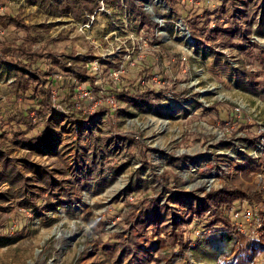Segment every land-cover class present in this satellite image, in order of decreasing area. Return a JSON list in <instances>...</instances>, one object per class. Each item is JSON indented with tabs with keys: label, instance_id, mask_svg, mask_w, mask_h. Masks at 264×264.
<instances>
[{
	"label": "rangeland",
	"instance_id": "374dc122",
	"mask_svg": "<svg viewBox=\"0 0 264 264\" xmlns=\"http://www.w3.org/2000/svg\"><path fill=\"white\" fill-rule=\"evenodd\" d=\"M136 3L159 24L158 27H144L139 31L137 24L125 13L116 11L118 13L113 14L115 8L98 9L84 26L69 16L57 15L40 0H0V14H16L32 26L22 29L8 25L6 18L0 21V42L4 40L20 46L8 54L11 60L36 62L37 55L46 51L81 54L84 58L92 54L102 58L118 56L121 64L110 70L120 66L125 70L114 79L99 65L96 83L103 90L98 93L91 90L82 98L77 91L76 108L83 107V112L90 113L103 104L99 100L111 94L107 90L111 80L117 83L116 86L128 89L139 82L132 88L133 92L142 89L148 81L159 93L158 99L143 110L130 106L127 113L120 115V108L109 106L110 114H114L111 118L104 113L88 121L72 122L63 115L69 108L63 100L64 91L60 95L53 91L52 98L60 112L51 114L52 120L47 121L48 114L41 117L29 114L33 121L41 123L38 130H46L51 125L54 148L58 143L63 145L59 154L49 150L42 154L34 152L33 160L48 167L56 178L73 183L74 189L70 190H73L75 200L58 204L53 210H44L45 216L16 220L12 217L17 198L6 183L2 184L0 191L8 196L3 204L10 206V210H0V264H131L129 254L119 261L117 255L110 252L112 242L118 240L115 236L125 233L130 226L127 221L131 220L133 205L129 203L136 199L128 197L124 201L120 196L117 204L113 199L134 177L143 155L150 162V168H143L140 175L148 179L149 187L140 193L144 196L158 192L162 182L202 196L226 182L251 191L257 181L264 178V67L257 59L256 49L244 56L238 46H219L216 50L222 54L214 55L207 45L188 40L180 27L182 23L187 28L185 21L195 14V10L200 12L205 7L213 10L219 7L221 0L175 1L178 18L174 14L166 15L167 8L161 1L136 0ZM226 8L232 11L227 5ZM261 15L264 16V5ZM112 22H116L115 28L109 27ZM41 24L50 26L42 27ZM252 38L264 50V27ZM241 61L242 68L255 74L262 89L252 90L249 78L243 76L238 66ZM146 62L152 70L144 78L140 70ZM45 67L53 73L58 70L50 63ZM13 76L9 66L0 64V117L19 114L10 84ZM83 100L87 102L86 106L81 105ZM117 104L122 109L126 106L120 101ZM217 104L221 112L234 115L231 123H222L220 118H226L225 114H216L212 108ZM244 124L248 127L241 129ZM260 131L263 135L258 141L246 139ZM120 137H126L129 145L121 143ZM5 144L7 152L15 158L22 157L26 151L8 140ZM97 151L102 173L97 179H86L88 182L82 186L76 181L79 176L76 166L81 164L80 158ZM249 157L259 158L263 163L260 170L245 175L241 171ZM86 162H89L88 158ZM83 172H88L86 166H83ZM151 172L156 174L155 179L151 178ZM65 187L70 188L69 185ZM169 204L179 215L181 204L173 200H169ZM5 220L14 228L22 227V232L7 233ZM169 222V218L162 220V224ZM202 224L203 220H198V241L177 256H173L175 249L169 242L159 248L164 232L148 233L145 239L148 245L145 241L141 245L157 256L158 261L151 264H222L231 257L230 245L236 237L221 227L209 232ZM261 256L258 254L257 259Z\"/></svg>",
	"mask_w": 264,
	"mask_h": 264
},
{
	"label": "trees",
	"instance_id": "16d2710c",
	"mask_svg": "<svg viewBox=\"0 0 264 264\" xmlns=\"http://www.w3.org/2000/svg\"><path fill=\"white\" fill-rule=\"evenodd\" d=\"M30 1L35 2L37 0ZM40 1L57 15H66L81 23H87L89 17L96 15L100 7V0ZM160 1L161 5L167 8L166 15L174 14L176 18L179 17L174 6L175 1L178 0H158V2ZM263 3L262 0H221L219 7L213 10L207 7L200 12L195 10V14L185 21V25L194 43L207 45L214 55L222 54L216 50L219 46L222 48L238 46L244 56L251 54L253 49H256L257 59L264 67V50L252 38L254 33H261L264 27V16L261 15ZM104 4L106 9L115 8L113 14H117L116 11L125 13L130 20L137 24L139 31L144 27L151 29L159 25L147 12L139 8L136 0H104ZM226 5L232 9L231 12L227 10ZM3 18H6L8 25L22 29L32 27L25 24L16 14H0V21ZM115 23H110L109 27L115 28ZM41 26L46 27L50 24H41ZM14 49H20V46L5 43L4 40L0 42V64L9 66L13 72L14 76L10 84L13 88L14 101L19 109L18 116L2 115L0 117V186L6 183L10 187L11 194L17 198L12 219L17 220L26 217L27 220H30L33 216H45L44 210L56 209L58 204L71 203L75 197L72 196L73 190H70L74 189L73 183L66 179L56 178L48 167L33 160L34 152L42 154L49 150L51 153L59 154L63 150V145L58 143L54 148L53 133L49 129L51 125H48V129L40 131L38 126L41 123L33 121L29 114L33 113L38 117L48 114L47 121L52 120L51 114L60 112L59 109L56 110L58 105L52 98L53 91L55 94L59 93L58 95L64 91L63 100L69 108L68 112L63 113V115L72 122L88 121L94 116L104 113L107 117H113L114 114H110L109 106L104 103L90 113L83 112V107L76 108V89L80 84H83L84 87L90 91L93 90L95 93L103 90L102 86L96 83L97 72H93L89 68L91 61L98 60L99 64L103 66V70L108 71L107 73H109L110 68L120 65L121 62L118 60V56L102 58L92 54L84 58L81 54L65 55L55 54L51 51L39 53L37 55L39 59L37 58L36 62L22 59L11 60L8 58V54ZM28 56H32V54L28 53ZM38 60H40L39 63H37ZM242 61L238 66L241 67L243 76L249 78L252 90L262 89L260 83L257 82L258 80H255V74L242 68ZM46 63L55 65L58 69L57 72L53 73L50 69H46ZM144 65L140 70V75L145 78V74L151 72L152 66L148 62ZM238 69L240 70V68ZM115 84L117 83L111 80L107 90L118 101L126 105L124 109L116 108H120L119 111L122 113L120 115L127 113V108L130 106L143 110L150 106L152 101L158 99L159 93L148 81L142 89L134 90V92L132 88L136 87L139 82L130 86L131 89L118 87ZM86 103L83 100L81 105L86 106ZM212 108L216 114L223 112L217 109L218 104ZM223 113L226 118L228 115V118H220L222 123L226 121L231 123L232 118H235L231 112L225 111ZM245 127L248 125H242L241 129ZM258 133L252 138L247 137L246 139L252 142L258 141L263 132ZM5 139L12 142L14 146L26 149L23 156L15 158L9 154ZM120 139L125 146L129 145V140L126 137H120ZM99 155L100 153L97 151L95 154L80 158L81 164L76 166V172L79 174L76 181H80L82 186L88 180L99 178V174L102 173ZM216 156L219 155L216 154ZM87 158L89 162H86ZM262 163L259 158L249 157L248 164L244 166L241 172L247 175L251 171L260 170ZM83 166L88 168V172H83ZM145 167L150 168V162L147 160V156L143 155L135 170L134 177L113 199V203L116 204L120 202V196L124 197V201L128 197H132V200L136 199L135 202L129 203L133 205L131 220L127 221L130 225L129 228L126 229L125 233L117 234L115 237L118 240L112 242L113 248L110 253L117 255L119 261L128 254L131 264H151L158 261L157 256L154 257L152 251L141 245L142 241L148 245L145 239L150 232L153 235L158 234L157 232H164L165 237L160 240L159 248L162 249L165 242H169L175 249L173 256L181 255L198 241L197 222L203 220L202 227L205 230L213 232L217 227H221L236 237V240L230 245L229 252L232 253V256L225 259L222 264H264V178H261L262 181H257L251 191L226 182L218 189H209L202 196L184 188L176 189L177 186L162 182L158 192L146 193L144 196L140 193L149 187L148 179L142 178L140 175L141 170ZM156 177V174L151 172V178L155 179ZM159 177L161 178L162 175L158 176L157 179ZM66 185H69L70 188L66 189ZM7 199L8 196L0 191V210H10V206L3 204ZM169 200L181 204L179 215L174 212V206L169 204ZM247 209L252 216L249 225L246 224L243 230H240L236 224L234 213H240ZM28 212L31 213L30 216L25 215ZM164 217L169 218V224H162ZM4 226L7 233L19 234L22 232V227L14 228L10 221L5 220ZM168 228L169 231H167ZM247 243L249 244L247 245ZM258 254L262 255L260 259H257ZM160 255L162 258L164 257L162 252ZM165 258L170 259L169 256H165Z\"/></svg>",
	"mask_w": 264,
	"mask_h": 264
},
{
	"label": "built area",
	"instance_id": "2783aa9c",
	"mask_svg": "<svg viewBox=\"0 0 264 264\" xmlns=\"http://www.w3.org/2000/svg\"><path fill=\"white\" fill-rule=\"evenodd\" d=\"M100 10H105V4H104V0H100ZM84 26H86V23H83ZM99 62L98 60H93L90 62L89 64V68L93 71V72H97L99 70ZM125 70L124 66H120L117 69H111L110 70V75L111 77H113L114 79H116L119 75V73L123 72ZM77 91H78V96H80V98L88 96L90 94V90L84 86H78L77 87ZM54 94V93H53ZM99 102L104 103L112 108H117L118 106V100L116 99V97L113 94H106V96L103 99H100ZM251 213L250 211L247 210H243L242 212H235L234 213V217L236 219V224L238 225L240 230H243L244 226H246V224H248L250 222V218H251ZM249 225V224H248Z\"/></svg>",
	"mask_w": 264,
	"mask_h": 264
},
{
	"label": "water",
	"instance_id": "95a60500",
	"mask_svg": "<svg viewBox=\"0 0 264 264\" xmlns=\"http://www.w3.org/2000/svg\"><path fill=\"white\" fill-rule=\"evenodd\" d=\"M179 22H180V21H179ZM180 27H181V29L183 28L184 34H185V36L187 37V39L190 40V41H193L192 38H191L190 35H189V32H188L187 28L184 27L182 23H180Z\"/></svg>",
	"mask_w": 264,
	"mask_h": 264
}]
</instances>
